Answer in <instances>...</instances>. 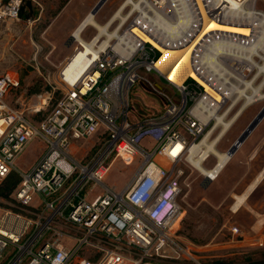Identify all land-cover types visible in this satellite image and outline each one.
<instances>
[{"label":"built area","instance_id":"obj_1","mask_svg":"<svg viewBox=\"0 0 264 264\" xmlns=\"http://www.w3.org/2000/svg\"><path fill=\"white\" fill-rule=\"evenodd\" d=\"M260 1L128 0L118 35L92 46L81 76L70 82L60 70L62 95L39 120L5 101L20 86L18 74L0 75V185L11 172L19 177L9 197L0 198V264H150L180 250L174 237L191 149L230 99L242 98L226 91L242 86L255 69L251 62L264 57V50L252 51L264 42ZM23 2L0 0V20H19ZM76 42L73 53L84 49ZM161 48L188 51L187 67L175 75L179 83L169 80L170 70L154 67ZM138 82L165 99L160 113H131ZM91 136L97 153L89 161L76 159L74 143ZM145 137L152 140L148 148L141 144ZM35 139L44 143L42 154L22 170L15 160ZM111 159L137 162L119 190L104 183ZM89 184L99 193L88 197Z\"/></svg>","mask_w":264,"mask_h":264},{"label":"rangeland","instance_id":"obj_2","mask_svg":"<svg viewBox=\"0 0 264 264\" xmlns=\"http://www.w3.org/2000/svg\"><path fill=\"white\" fill-rule=\"evenodd\" d=\"M97 1L24 0L23 12L29 14L27 18L0 20V75L13 72L20 78L19 88L12 90L5 99L11 107L23 111L32 120L42 119L49 112L63 92L60 70L77 45L73 39L69 40L70 35ZM123 1L106 0L94 14V23L105 25ZM258 6L264 9V0ZM82 31L80 37L86 42L97 34L92 26ZM87 52V49L85 53L81 51L68 66L66 74L72 72ZM255 61L262 63V60ZM255 71L249 73L247 81L254 77ZM262 80L263 77L258 76L253 86H259ZM238 89L243 88L240 86ZM244 93L248 96L251 91L245 90ZM244 95L236 101L225 120L231 119L245 103ZM258 95L264 96V84L253 100ZM130 98L131 113L138 118L160 113L165 100L151 93L141 82L132 88ZM43 99L45 103L41 104ZM40 105L41 111L35 114L33 109ZM263 105L264 97L249 105L215 145V149L226 153ZM219 131L220 128L214 130L212 137ZM96 139L91 136L75 142L72 147L74 157L82 161L91 160L99 148ZM150 141L145 137L141 144L148 148ZM43 149L42 141L33 140L15 160V164L27 170L41 156ZM111 163L104 183L119 190L132 179L137 162L127 164L128 160L124 163L121 159H111ZM215 164L216 158L210 155L202 166L209 170ZM184 177L189 185L181 196L183 210L174 237L180 250L173 252L171 258L150 264H238L247 257H261L264 253V117L215 181L206 182L204 175L193 166L185 172ZM255 179L258 180L256 184L253 183ZM97 188L91 189L89 184L85 189L86 195L92 196V190L99 193L101 189ZM234 227L238 228L237 232H233Z\"/></svg>","mask_w":264,"mask_h":264},{"label":"bare ground","instance_id":"obj_3","mask_svg":"<svg viewBox=\"0 0 264 264\" xmlns=\"http://www.w3.org/2000/svg\"><path fill=\"white\" fill-rule=\"evenodd\" d=\"M127 2H128V0L123 1V3L120 5V7L117 9V11L111 16V18L106 22L105 25L101 26V25L95 24L93 21L94 15L89 13L86 16V18L80 23V25L77 27V29L74 31L72 39L74 41H79L80 43H82L84 46V49L81 48L77 52L73 53L71 58H69L66 61V63L63 65V67L61 68L62 70H64L65 77L68 81L74 82L87 69V65H84L83 61H84L85 55L89 54V52L95 53L92 49V46L96 42H99V43H101L102 46H105L107 44L108 40H110L115 35H118L119 29H120L123 21L127 17V15L121 14V10L123 9V7L126 5ZM119 17L122 18L121 19L122 21L119 20L118 25L114 26V24H112L113 19L119 18ZM112 25L114 26L113 29H111ZM87 26H92L97 30V34L95 35L96 37L94 36L89 42L82 40L80 37V33H82L83 32L82 30ZM217 28L223 29L225 31L237 32V33H245L246 32V30L242 27H233V26H229V25H219V26H217ZM143 38L145 39V37H143ZM85 49L88 50L87 54H85L83 56L80 63L77 64V66H75V68L72 70V72L69 73V75L66 74V70H67L68 66L72 64V62L77 58V56L81 53V51L83 53H85ZM256 49L264 50V42L259 43V44L252 47L253 52ZM161 52H162V55L158 58L154 67L160 72H164L165 70H170L169 80L173 81L175 78V75L178 74L180 69H182V68L185 69L187 67L186 61H187L188 51H184V50L178 49V48H161ZM251 65L255 67L256 73H255L254 77L251 78L249 81H247L248 79H245V80L242 79L241 80V84H242L243 89L240 90V89H238V88H240V86H234L231 89H228L226 91L228 96L234 91L237 93L238 96H242L245 94L244 93L245 90L246 91L250 90L251 91L250 95H248V96L246 94L244 95V98L246 100L245 103L237 110V112L234 114V116L231 119L225 120L224 115H227L231 111V109L235 106L236 101L238 99V97L233 98L231 103L227 107V110H225V112H223L221 114V116L220 115L217 116V120H216V123L214 124V126L209 130L208 133L206 132L207 134L205 133L204 136L199 141V143L197 145H195L194 147H192V149H191L190 160H191L193 166L201 174H203L204 177L206 179H208L209 181H214L216 179L218 174L221 172V170L224 168V166L229 162V160L231 159V156H232L228 152H226V153L218 152L215 149V145L222 139V137L226 134V132L230 129V127L234 124V122H236L237 117L239 115H241L242 112L249 105H251L252 103H254L257 100L264 97L262 95H258L257 99L253 100L254 96H256V94H258V90L264 84V57L262 58L261 64H257L256 62L252 61ZM189 75L191 77L197 78L195 73L192 71H189ZM258 76H262L263 80L259 86L254 87L253 86L254 82L258 78ZM175 79H176V80H174L175 83H179L177 78H175ZM44 103H45V100L43 99L41 104H44ZM41 108H42V106L40 105L38 107V109H41ZM216 127L220 128V131L215 137H212V134H213L214 129ZM199 148H202L203 150H202L201 154L199 155V157L194 158L193 155L196 151L199 150ZM210 155H212L216 158V164L214 165V167L212 169L208 170V169H205L202 166V164Z\"/></svg>","mask_w":264,"mask_h":264},{"label":"water","instance_id":"obj_4","mask_svg":"<svg viewBox=\"0 0 264 264\" xmlns=\"http://www.w3.org/2000/svg\"><path fill=\"white\" fill-rule=\"evenodd\" d=\"M105 1L106 0H98L97 3L91 9L90 13L92 15L96 14V12L99 10V8L103 5V3ZM72 38H73V35L71 34L69 40H72ZM150 72L157 73L153 68H150ZM158 78H159L160 82H162L163 84L168 83L164 76L158 74ZM172 88L174 91H176V88L174 86H172ZM263 117H264V105L258 111V113L252 118V120L247 124V126L242 130V132L239 134V136L236 138V140L232 143V145L229 147L227 152L230 155H233L236 152L238 147L244 142V140L249 135V133L256 127V125L259 123V121ZM205 180H206V182H209L208 179L205 178Z\"/></svg>","mask_w":264,"mask_h":264},{"label":"trees","instance_id":"obj_5","mask_svg":"<svg viewBox=\"0 0 264 264\" xmlns=\"http://www.w3.org/2000/svg\"><path fill=\"white\" fill-rule=\"evenodd\" d=\"M23 9H24V5L22 4L21 9H20V17L27 18L29 14H25L23 12ZM18 181H19V177L15 172L9 173L0 185V197H3V198L9 197V194L11 193L13 188L16 186ZM238 264H264V253L261 257H258V258L247 257L246 259H243Z\"/></svg>","mask_w":264,"mask_h":264},{"label":"crops","instance_id":"obj_6","mask_svg":"<svg viewBox=\"0 0 264 264\" xmlns=\"http://www.w3.org/2000/svg\"><path fill=\"white\" fill-rule=\"evenodd\" d=\"M241 145H242V144H241ZM241 145H240V146H241ZM240 146H239V147H240ZM239 147H238V148H239ZM237 150H238V149H237ZM235 153H236V152H235ZM235 153H234V154H235ZM234 154L231 156V159L229 160V162L232 161V159H233V157H234ZM229 162L224 166V168L221 170V172H222V171H223V170L229 165ZM221 172H220V173H221ZM220 173L218 174V176L216 177V179L219 177ZM259 176H260V175H259ZM259 176H258V177H259ZM216 179H215V180H216ZM215 180H214V181H215ZM255 181L257 182L258 180H257V179L254 180L253 183L256 184ZM253 183H252V184H253ZM252 184H251V185H252ZM255 184H254V186H255ZM251 185H250V186H251ZM250 186H249V187H250ZM249 187H248V188H249ZM248 188H247V189H248ZM253 188H254V187H253ZM253 188H252V189H253Z\"/></svg>","mask_w":264,"mask_h":264}]
</instances>
